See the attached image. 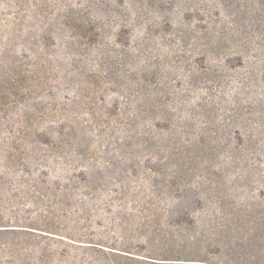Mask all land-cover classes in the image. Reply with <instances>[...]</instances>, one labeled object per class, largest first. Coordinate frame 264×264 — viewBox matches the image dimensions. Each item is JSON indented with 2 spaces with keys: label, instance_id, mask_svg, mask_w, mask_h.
I'll return each instance as SVG.
<instances>
[{
  "label": "rangeland",
  "instance_id": "obj_1",
  "mask_svg": "<svg viewBox=\"0 0 264 264\" xmlns=\"http://www.w3.org/2000/svg\"><path fill=\"white\" fill-rule=\"evenodd\" d=\"M0 264H264V0H0Z\"/></svg>",
  "mask_w": 264,
  "mask_h": 264
}]
</instances>
